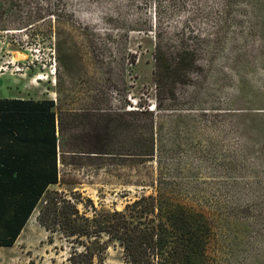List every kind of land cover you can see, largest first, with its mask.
Listing matches in <instances>:
<instances>
[{"label":"rangeland","instance_id":"1","mask_svg":"<svg viewBox=\"0 0 264 264\" xmlns=\"http://www.w3.org/2000/svg\"><path fill=\"white\" fill-rule=\"evenodd\" d=\"M158 45L167 63L191 61L171 88L154 84ZM0 96L52 99L78 125L48 191L120 210L158 184L207 218L206 264H264V0H0ZM136 108L153 116L147 160L131 154ZM36 214L0 264H67L69 244ZM91 264L129 263L113 240Z\"/></svg>","mask_w":264,"mask_h":264},{"label":"trees","instance_id":"2","mask_svg":"<svg viewBox=\"0 0 264 264\" xmlns=\"http://www.w3.org/2000/svg\"><path fill=\"white\" fill-rule=\"evenodd\" d=\"M179 51L193 59L194 49ZM163 55L158 45L153 80L157 88H171L186 76L191 61L170 64ZM53 105L48 98L0 96V247L15 242L36 209V221L48 233V241L56 235L69 244L67 264H91L113 240L129 264H206L207 218L165 197L158 184L155 194L139 195L120 210L98 209L75 191L68 196L48 191L49 184L60 181L57 161L68 151L64 149L79 148L62 138L65 128L78 125H64ZM77 110L65 108L63 113L75 115ZM126 113L132 115L128 125L135 136L131 154L147 160L153 154L152 113L144 108ZM122 119L120 115L116 121L120 127ZM108 124L100 127L106 138ZM112 144L101 143L98 152L112 153Z\"/></svg>","mask_w":264,"mask_h":264},{"label":"bare ground","instance_id":"3","mask_svg":"<svg viewBox=\"0 0 264 264\" xmlns=\"http://www.w3.org/2000/svg\"><path fill=\"white\" fill-rule=\"evenodd\" d=\"M3 248V247H2Z\"/></svg>","mask_w":264,"mask_h":264},{"label":"crops","instance_id":"4","mask_svg":"<svg viewBox=\"0 0 264 264\" xmlns=\"http://www.w3.org/2000/svg\"><path fill=\"white\" fill-rule=\"evenodd\" d=\"M20 234V233H19Z\"/></svg>","mask_w":264,"mask_h":264}]
</instances>
